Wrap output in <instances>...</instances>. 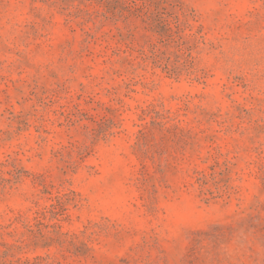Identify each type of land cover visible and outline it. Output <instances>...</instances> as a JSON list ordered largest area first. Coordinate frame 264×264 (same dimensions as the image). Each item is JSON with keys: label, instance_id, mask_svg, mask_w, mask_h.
<instances>
[{"label": "rangeland", "instance_id": "obj_1", "mask_svg": "<svg viewBox=\"0 0 264 264\" xmlns=\"http://www.w3.org/2000/svg\"><path fill=\"white\" fill-rule=\"evenodd\" d=\"M0 264H264V0H0Z\"/></svg>", "mask_w": 264, "mask_h": 264}]
</instances>
